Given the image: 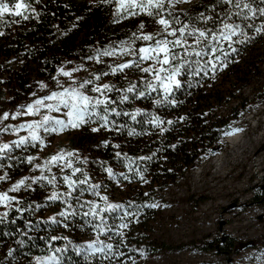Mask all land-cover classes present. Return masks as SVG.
I'll list each match as a JSON object with an SVG mask.
<instances>
[{"label": "trees", "instance_id": "1", "mask_svg": "<svg viewBox=\"0 0 264 264\" xmlns=\"http://www.w3.org/2000/svg\"><path fill=\"white\" fill-rule=\"evenodd\" d=\"M2 2L12 7L16 0ZM23 2L29 19L0 17V117L10 106L32 99L41 85L56 89L63 69L78 68L83 74L71 88L108 102L95 112L90 108L77 132L68 130V141L60 146L72 155H64L57 165L36 157L41 143L29 138L17 151L19 158H7L8 171L25 182L0 212V264H38V260L39 264H151L158 256L183 249L219 250L217 241L197 239L178 245L165 238L171 202L166 193L171 187L188 185L191 172L203 157L216 152L222 135L240 115L264 104V31L256 32L257 27L264 28L259 13L264 0H240V8L236 0L230 5L224 0H197L173 11L164 4L158 13L153 9L152 16L139 9L136 15L122 14L116 0ZM245 3L249 9L243 7ZM161 16L171 24L167 30L156 22ZM224 23L239 25L243 35L237 32L225 41L220 35ZM185 25L186 43L170 45L177 59L165 66L180 67V86L165 93L152 74L141 71L160 65L141 61L139 48L180 38L179 28ZM171 28L176 36L167 34ZM193 29L206 33L198 43L195 35H187ZM143 35L153 39L145 41ZM105 50L115 51L105 56ZM128 62L129 67L113 73V68ZM101 82L111 90L102 85L101 92H93ZM129 87L132 92H126ZM125 95L128 99L122 101ZM226 104L227 112L220 113ZM137 109L139 114L132 119ZM105 115L106 122L100 119ZM105 169H111L112 175ZM65 175L76 181L72 189L64 182ZM53 192L57 199H50ZM179 200L200 203L193 194ZM108 204L120 207L108 209ZM151 204L156 207L147 206ZM107 244L113 245L111 253L106 248L94 250ZM258 244L264 246V236ZM234 246L232 240L230 248Z\"/></svg>", "mask_w": 264, "mask_h": 264}, {"label": "rangeland", "instance_id": "2", "mask_svg": "<svg viewBox=\"0 0 264 264\" xmlns=\"http://www.w3.org/2000/svg\"><path fill=\"white\" fill-rule=\"evenodd\" d=\"M196 1L172 0L169 4L165 0V5L173 11ZM62 71L71 73V76L62 75L56 89L43 85L32 99L7 108L5 112L9 113L8 118L0 121V145L9 146L0 152V177H4L0 180V193L13 198L0 204V212L7 209L19 195V189H10L22 179L8 171L11 165L7 158H19L17 151L20 153V147L25 148L26 143L19 146L16 143L21 137H29L28 129L21 125L41 122L45 115L53 118V121L60 119L67 123L69 119L68 108L63 105L59 106V110H48L46 105H55V100H44L42 105L36 106L38 111L35 115L27 114V105L35 106L36 100H43L52 92H63L65 88L71 91L72 84L83 76L78 68ZM102 85L101 82L95 87ZM244 91L246 95L251 94L247 87ZM228 106L223 105L220 113L227 112ZM46 126L52 127L53 122L50 121ZM79 129L80 126H69L63 131L45 132L44 126L40 127L37 132L43 144L38 145L36 157L46 164L57 165L61 160L53 162L50 158L57 153L65 154V148L60 143L68 141V130L73 133ZM233 129L238 131L239 136L234 144L226 142L228 131L224 133L216 152L203 157L191 172L189 184L171 187L166 193L171 202L165 238L178 245L197 239L217 241L219 250L206 252L183 249L158 256L151 264H264V246L256 245L257 239L264 236V104L240 115ZM185 194L195 195L200 203L184 204L179 198ZM195 207L197 211H194ZM232 240L235 241V248H230Z\"/></svg>", "mask_w": 264, "mask_h": 264}, {"label": "snow or ice", "instance_id": "3", "mask_svg": "<svg viewBox=\"0 0 264 264\" xmlns=\"http://www.w3.org/2000/svg\"><path fill=\"white\" fill-rule=\"evenodd\" d=\"M117 2V9L118 11H120L122 14L123 13H127V15H136V9H139L140 12H144L149 16L153 15V9L157 10V13L163 9L164 4H165V0H116ZM172 0H168V3L171 4ZM224 3L226 4H231V0H224ZM237 8H240V0H236V5ZM243 7L245 9H249V5L247 3H245L243 5ZM28 9V5H26L23 0H16V2L14 3V5L12 7L9 6V4L2 2V0H0V17H3L5 14L12 16V17H20L22 19H29L30 17L27 15H24L25 11H27ZM255 10H251L250 12H254ZM259 13L260 15L264 16V7L259 9ZM239 14V13H238ZM202 15V14H201ZM204 19H208L207 17H203ZM158 24L162 25L163 28L165 30H167L169 28V21L167 19H165L163 16H161L157 21ZM141 28H143V25H140ZM187 27V25H185L184 27L179 28V33H180V38H176L174 41H168L166 39H161V40H156L155 42V46L154 47H141L139 48V59L141 61L144 60H153L156 62V64L160 65V67L158 69H153L152 67H147V68H142L141 71L145 72V73H150L154 76L155 81L158 82L159 87L165 92V93H169L172 90V87H179L180 83L177 80V76L180 73V67L179 66H175L172 67L171 69L169 67H165L170 65L171 61H175L177 59V56L175 53H173L170 49V45L173 47H183L184 44L186 43V40H184L183 38L185 37V28ZM262 31H264V28L261 27H257L256 28V32L257 33H261ZM237 32H240L243 35V31L240 29L239 25H234V24H230V23H224L223 24V28L221 29V33L220 35L223 37V39L225 41H230L232 39V37L237 35ZM198 33V35H197ZM2 34V33H0ZM169 36H176V30L173 29L172 31H169L167 33ZM187 35L189 36H196V40L197 43L205 37L206 33L205 31H200V30H196L193 29L191 31H189L187 33ZM213 40H215L217 37L215 35H213ZM142 39L145 41H150L153 39V37L151 35H143ZM114 51H107L105 50L102 55L105 56H110L114 54ZM122 51H128L127 49H122ZM213 51H215V49H213ZM197 56L200 55L199 52L196 53ZM91 58V57H89ZM217 60H219V57H216ZM131 65V62L128 63H123V64H119L116 68H113L112 71L113 73H115L117 70L123 71L125 68L129 67ZM213 68H215V65H213ZM62 75L64 76H71V73L69 72H64L62 71ZM96 79H99V77H96ZM86 83H90V81H87ZM41 87H44L43 85H41ZM81 88L84 87L83 84L80 85ZM102 88L104 90H111L110 86L107 84H104L102 86ZM148 88L155 91L156 88L154 87V85L152 83L148 84ZM93 92H101V88L100 87H93L92 88ZM133 88L129 87L128 89H126V92H132ZM145 93L144 92H140L139 95L143 96ZM128 99V97L122 96L121 100H126ZM57 101V103L54 104H47L46 107L48 108L49 111H52L53 109L55 110H59V106L63 105L64 107L68 108V112H67V116L69 117L67 123H65L63 120L60 119H55L53 121V118L45 115L43 117V120L41 122H32L30 124L27 125H21V127L27 128L29 131V137L32 141H40L41 144H43V141L40 140V137L38 135L37 130L44 126V130L45 132H49V131H55V132H59V131H63L65 130L67 127H72V128H77L80 126V124L82 123H86V120L84 119L85 115H87L89 109L91 108V110L93 112H95L96 108L100 105H106L107 104V100L106 99H95L92 97H89L87 95H85L83 92L79 91L76 88H72L71 91L67 88H65L63 90V92H52L51 95H48L46 97L43 98V100H36L35 101V106L33 104H29L27 105V109H28V113L29 115H35L36 112L38 111V107L36 106H40L43 104V101ZM158 102V101H157ZM108 108L105 106L104 108V112H107ZM112 111H115V109H113ZM139 109L136 110V112H134L132 114V119L136 118V115L139 114ZM117 115H119V113H117ZM9 116V113L5 112L3 114L2 117H0V120H6ZM15 118V115H13V119ZM101 120L103 121H107V116H101L100 117ZM52 121L53 122V126L52 127H47L46 125H48V123ZM152 123L154 125H158L159 121L157 118H153ZM169 124L172 123V121L168 122ZM106 126V124H105ZM93 132L98 131L97 128H93L92 129ZM161 131H163V129H161ZM133 133L130 131L129 135H132ZM26 137H21L19 139V141H17V146H19L20 144L25 143L26 139H28ZM9 146L7 144L4 145H0V152H3L5 149H7ZM114 147H118V145H115ZM64 155L67 156H71L72 153H67V154H61V153H57L56 155H53L50 158V161H59V160H63L64 159ZM120 153H117V156H119ZM140 159H147L146 157H141ZM29 160H31V157L29 158ZM67 167H71L70 163H66ZM75 171H79V169H74ZM105 171H107L109 173V176L112 175V170L111 169H105ZM127 179V177H125ZM4 179V177H0V180ZM40 179H45V177H41ZM55 178H53L52 180H49V183H53V180ZM64 182L68 185V187L70 189H72L76 183V181H73L69 176L65 175L63 177ZM141 180H143V176L140 177ZM24 180H20L18 181L15 185L12 186V188L10 189V191H17L20 187V185L24 184ZM146 182V181H145ZM79 183L83 184L85 183L84 180L79 181ZM93 188L97 187L96 185H92ZM103 200H106V197H100ZM12 197L7 196L5 193H0V204H4L6 201H10L12 200ZM50 199H57V194L55 192H53L52 196L50 197ZM148 207H156V205L151 204V205H147ZM116 207H120V205H112V204H108L107 208L108 209H113ZM104 209H101V211H103ZM90 211H92L93 215L96 214V205L92 204ZM6 215V213H5ZM60 215H65V213L61 212ZM87 215V214H85ZM52 220L53 223H55L56 221L54 220V218H50ZM121 227H127L126 224H122ZM122 235V233H121ZM53 239H56V237H53ZM89 249H93V244H89L88 245ZM107 249L109 253H111L112 249H113V245L112 244H107V245H102L100 247L95 248V251H100L103 252L104 249ZM56 251H60V249H57ZM9 255H11V250H9ZM117 255H119L117 253ZM50 260L54 259V258H49ZM38 264H39V260H38ZM58 264V262H57Z\"/></svg>", "mask_w": 264, "mask_h": 264}, {"label": "bare ground", "instance_id": "4", "mask_svg": "<svg viewBox=\"0 0 264 264\" xmlns=\"http://www.w3.org/2000/svg\"><path fill=\"white\" fill-rule=\"evenodd\" d=\"M237 130L236 129H231L230 131H228L227 134V138H226V142L227 143H235V141L238 139V135H237ZM229 146V145H228Z\"/></svg>", "mask_w": 264, "mask_h": 264}]
</instances>
